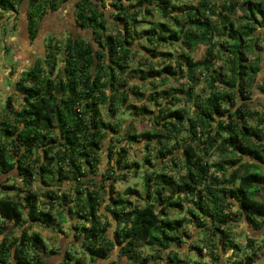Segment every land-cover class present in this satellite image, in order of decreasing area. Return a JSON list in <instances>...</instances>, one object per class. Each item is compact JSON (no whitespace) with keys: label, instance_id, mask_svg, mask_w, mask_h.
I'll return each instance as SVG.
<instances>
[{"label":"trees","instance_id":"1","mask_svg":"<svg viewBox=\"0 0 264 264\" xmlns=\"http://www.w3.org/2000/svg\"><path fill=\"white\" fill-rule=\"evenodd\" d=\"M67 1L0 0V13L26 6L32 41L39 19ZM169 1H76L75 23L90 36H67L55 77L57 43L13 82L19 108L8 95L0 109V264H51L58 252L31 226L64 234L55 214L67 219V231L93 264L115 250L118 259L106 264H190L179 255L185 244L208 257L193 264H221L223 251L233 257L228 264L260 259L264 238L257 243L249 236L241 246L232 228L264 226V107L249 106L254 86L264 94V0H189L171 7ZM107 5L113 8L108 14ZM153 11L165 21H147ZM142 23L149 24L138 28ZM165 44L179 48L174 60L171 51H158ZM139 53L141 84L129 77ZM201 80L209 88L205 97L194 90ZM147 81L151 107L124 109L128 98L144 96ZM138 117L151 125L142 133L145 148L158 145L160 156L172 155L177 173L150 165V152L147 163L129 158L121 143L137 137L129 127ZM106 142L109 167L101 173ZM140 163L141 188L115 190L128 174L139 175ZM37 179L54 188L40 190ZM59 264L83 263L64 249Z\"/></svg>","mask_w":264,"mask_h":264},{"label":"rangeland","instance_id":"2","mask_svg":"<svg viewBox=\"0 0 264 264\" xmlns=\"http://www.w3.org/2000/svg\"><path fill=\"white\" fill-rule=\"evenodd\" d=\"M150 1H154V0H150ZM127 2V1H125ZM188 3L189 0H170L169 1V6L171 7L173 4L174 5H182L184 3ZM24 5V4H23ZM73 7L72 4L69 2L66 7L62 10V17L68 18V23H72V19H73ZM111 8L109 5H107V9H106V13L108 14ZM9 14L7 15V17L3 20V23L0 24V28H1V39L4 41V47H5V51L2 52V54L0 55V109L3 108V104H4V99L8 96L11 95L12 100L14 101V104L17 108H19L20 105V97L15 95L14 93H11L10 89H11V84H13V82L19 77H16V65L15 67L13 66L14 62L12 57V54H9L10 50L12 49L11 47V43L8 44V37L10 35L8 26H7V22L9 20H11V14L13 12H8ZM147 21H153V22H159V21H165V18H163L161 16V14L159 12L153 11L151 16H147L146 17ZM5 24V25H4ZM149 23H142L138 26V28H142V27H147ZM167 24L171 27L175 26V22L173 20H167ZM76 24H68V28H62L61 29H56L53 33H51L52 35H47L45 37L46 40V45H48V48L46 47V49H37V53L41 54L42 56H45L46 54H48L49 52L47 50H49L53 47V45L55 43L58 44V49L54 50L52 49L51 52L56 51L57 54H55L56 59H55V70L54 73L52 74V77H55L56 73L59 71V69L62 67V54H63V47H64V43L65 40L67 38V36L69 35H73L76 37H88L90 36L89 33L87 31H81L79 30L76 26ZM47 28V26H46ZM117 28L115 26L112 25H108L107 31H109V33L115 34ZM0 39V43L2 42V40ZM37 42H40L41 40V35H38L36 38ZM49 39V40H48ZM29 44V43H28ZM27 43H25L24 48L26 49ZM19 46V45H18ZM135 46V45H134ZM21 47V46H20ZM23 47V46H22ZM36 47V45H35ZM136 47V46H135ZM3 46H0V49H2ZM138 50L140 49L139 46L136 47ZM171 51L172 55H173V60L178 56L179 53V48L176 45L173 44H165L162 45L158 48V51ZM202 47L200 51H197L194 53V57L196 59H200L201 55H202ZM146 54V52H145ZM3 56L5 58H3ZM141 56V53H139L137 55V57L134 59V61H131V63H129V67L131 68L130 71L132 72V75L129 77H134L132 78L131 82L132 83H143L140 80H138L136 77V75L138 76L139 73H135L137 72V67H138V59ZM253 56V55H251ZM224 62L220 61L218 62L215 67L218 66V64H222ZM263 63V62H262ZM263 65V64H262ZM45 70H48V67L45 65ZM59 73V72H58ZM261 78V77H260ZM257 81L259 82V79H257ZM172 80L170 82L171 85L172 84ZM174 85L178 86V83H174ZM194 90L196 91L197 94H199L202 97L206 96L207 91H209V88L207 86V83H205L203 80H201L199 82V84L194 88ZM141 91L144 93V96L140 99H136L134 97H130L128 98L127 101V106H125L124 109H130V111H134L133 109H131L132 107H135L136 109H138L139 107L142 106H146L148 108L151 107V105L148 104L147 101V97L150 93V85L147 82H144V84L141 86ZM134 105V106H133ZM249 106L253 109V110H261L264 107V94H262L258 89H256V86L253 87V95L251 98V101L249 102ZM135 115V114H134ZM122 116L125 118H128V113L127 111H124L122 113ZM117 117V115L115 116V118ZM119 117V116H118ZM136 117V116H134ZM120 118V117H119ZM133 117H131L132 119ZM136 120L134 121V123L132 125H130L129 127V122H125L124 124V131L127 130L126 127H129V132L130 133H136L137 137L135 138V140L131 141V145L129 144H125L124 141H122V145H124L125 147L128 148V152H129V158H137V159H141L142 162L145 161V156L146 154H148L147 152H150L149 155V160H150V165L151 164H156L158 166L161 167L162 164H164L166 170L168 169H172L173 164L170 162L169 158L172 155L166 154L165 156H160L158 154V150L159 147L158 145H154L153 147H149L148 149L145 148L144 146V140L142 137V133H145L147 130H149L151 128V125L149 124L148 121H146L145 119H140V117L135 118ZM109 145L108 142L105 143V146L103 147L104 151L103 155L100 156V170L101 173L107 169L109 166L107 165V160H108V156L106 155L107 153V146ZM152 146V145H151ZM212 159H216L215 156L212 157ZM144 163H147L146 161ZM140 166V173L138 176L134 177L131 174H128L126 177L127 180L126 181H122L119 182L115 185V190H117L118 192L122 193L123 189H125L126 187H134V185H137V187L140 189L141 188V184H139L141 182V176L142 173H144V165L143 163ZM174 169V167H173ZM177 169L173 170V173H177ZM13 176V175H12ZM4 176H0V181L3 180ZM13 178H15L13 176ZM136 183V184H135ZM51 182L47 181V184H43L40 181L38 182V179L35 181V186L37 188H40V190H45L48 189V187H53L52 185H50ZM69 186V184L67 182H64L63 184V188L66 189ZM54 188V187H53ZM58 188V187H57ZM38 193V197L43 196L41 193ZM43 193V192H42ZM12 195V194H11ZM3 194L0 193V199L2 198ZM44 198V199H43ZM43 200L45 202L46 198L43 196ZM185 214V213H184ZM183 215V213H182ZM56 216V221L62 226V229L65 231L64 234L60 233L58 231V229L56 228L55 230H50V229H45L44 227L38 226V225H33L32 229H34L37 232H40V235L42 237V239L44 240L45 245L48 248L51 249H55V251L58 252V254H55L51 257V264H59V261L62 259V253L64 251V249H68L69 251H71L72 254H74L75 259H78L80 261H82L83 264H93L91 263V256L85 252L83 249H81V246H79L78 243H76L75 239L73 238L72 235L69 234V231H67L68 228H66L68 226V221L65 218H60L57 214H55ZM186 216V215H184ZM187 217V216H186ZM186 229L188 231V233L193 234V229L190 225H186ZM233 230V239L235 240L236 243H239L241 246H243L248 237H255L256 242L259 243L261 242V240L264 238V235L262 236V234H264V226L263 228H261L260 230H253L252 228H250L248 226L247 223L244 222H240L238 224H236L235 226H233L232 228ZM14 234H17V230L14 231ZM197 242V241H196ZM188 245L189 244H185L184 246L181 247V249H179V255L182 258H187L190 260V264H193L194 262L200 261L202 263L208 262V257L204 256V257H199L198 253L195 250H189L188 249ZM245 249H242L240 251H237L236 253H238L236 256L240 255L241 253H243ZM264 251V248L260 249V251ZM147 251H149V249H147ZM257 252V254H259L258 256H260V259L254 263V264H263L264 262V255H260L261 252ZM146 253V252H144ZM143 253V255H144ZM203 255H205L206 250L203 249L202 250ZM117 250L114 251L113 255L110 257V259L108 261H111L116 259L117 257ZM223 256H222V263L223 264H228L230 263V261H232V255H230V251H223L222 252ZM119 257V256H118ZM117 257V259H118ZM120 260H123V258H120ZM108 261H100L97 260L95 261L94 264H106ZM221 263V264H222Z\"/></svg>","mask_w":264,"mask_h":264},{"label":"crops","instance_id":"3","mask_svg":"<svg viewBox=\"0 0 264 264\" xmlns=\"http://www.w3.org/2000/svg\"><path fill=\"white\" fill-rule=\"evenodd\" d=\"M76 1L78 0H68L66 3L62 4L57 10L55 11L49 10L45 16L39 19L38 35H41L40 42H37L36 39L31 41L29 38V33L27 31L26 6L24 9H20L18 12H13L10 15L12 19L6 23L10 32V35L7 39H8V44L11 43V47H12L9 54H12L11 58L14 61L12 62L14 63L13 66L15 67L16 65V69H17L16 74L18 73L16 77H18L19 74L22 73L23 71L32 67L36 63L38 57L42 56L41 54H38L36 51L38 48L44 50V48L46 47L44 42H45V37L47 35L49 34L52 35L51 33H53L58 28L61 30L63 27L68 28V24L71 25L76 24L74 20V4ZM69 2L72 4L73 7L72 23H68V18L62 17V10L66 7V5ZM8 14H9L8 12L0 13V24L3 23V20L7 17ZM75 26L79 30L84 31L83 29L79 28L77 25ZM1 33L2 32L0 28V34ZM25 43L27 44L29 43V44L27 45L26 49H23ZM0 46H3V48L0 49V55H1L2 52L5 51L3 40L0 43ZM3 58L5 57L3 56ZM32 226H31V231H35L34 229H32Z\"/></svg>","mask_w":264,"mask_h":264},{"label":"water","instance_id":"4","mask_svg":"<svg viewBox=\"0 0 264 264\" xmlns=\"http://www.w3.org/2000/svg\"><path fill=\"white\" fill-rule=\"evenodd\" d=\"M254 264V263H253Z\"/></svg>","mask_w":264,"mask_h":264}]
</instances>
